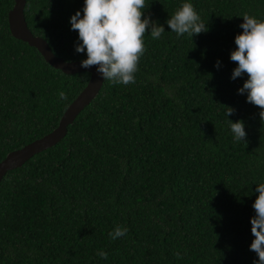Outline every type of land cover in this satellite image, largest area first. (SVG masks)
<instances>
[{"label":"trees","instance_id":"1","mask_svg":"<svg viewBox=\"0 0 264 264\" xmlns=\"http://www.w3.org/2000/svg\"><path fill=\"white\" fill-rule=\"evenodd\" d=\"M185 2L206 32H171L166 21ZM12 5L0 0V160L55 128L89 76L65 74L13 38ZM84 6L25 0L23 15L55 56L82 60L70 19ZM142 11L165 33L146 30L135 83L102 81L57 143L1 178L0 264H258L250 221L264 121L238 94L248 76L232 79L230 55L242 14L264 21V0H145ZM228 120L244 123V142ZM116 225L127 233L112 240Z\"/></svg>","mask_w":264,"mask_h":264},{"label":"clouds","instance_id":"2","mask_svg":"<svg viewBox=\"0 0 264 264\" xmlns=\"http://www.w3.org/2000/svg\"><path fill=\"white\" fill-rule=\"evenodd\" d=\"M145 0H85L83 18L77 11L70 19L71 28L78 31L79 43L75 51L86 50L87 59L81 61V67L88 69L98 66L97 72L104 80L113 84L129 85L135 83L134 74L141 56L144 54V36L150 27L152 39H159L165 33L163 26H158L150 18L144 17ZM244 23L240 25L243 33L235 37L236 50L230 55L231 61L238 66L233 70L232 79L247 74L248 79L238 94L247 92V102L262 111L259 113L264 121V21H258L247 12L242 14ZM171 32L178 37L188 34L193 37L206 32V25L190 2L183 3L166 21ZM217 61L216 67L219 68ZM60 100H67L64 91L58 93ZM228 108L227 117L234 114ZM236 142H244L245 126L242 121L233 123L228 120ZM259 193L252 207L255 217L250 223L251 233L255 237L250 250L258 255V264H264V183L256 187ZM127 229L116 225L108 235L112 240L125 236ZM98 255L107 259L108 254L99 251ZM179 258V254H177ZM253 264H257L256 261Z\"/></svg>","mask_w":264,"mask_h":264},{"label":"water","instance_id":"3","mask_svg":"<svg viewBox=\"0 0 264 264\" xmlns=\"http://www.w3.org/2000/svg\"><path fill=\"white\" fill-rule=\"evenodd\" d=\"M24 4L25 0H13V5L8 11L7 25L11 36L25 42L31 47H34L51 67L58 69L65 74H74L80 71H85L89 76L84 87L77 93L62 112L55 128L22 147L8 152L4 158L0 160V180L6 172L18 168L34 154L57 143L65 135L67 126L71 124L76 115L88 105L92 98L97 94L103 81L102 76L97 72L98 66H92L88 69L81 67V61L87 58L82 60L64 61L51 52L45 40L39 36L33 35L26 26L24 20Z\"/></svg>","mask_w":264,"mask_h":264}]
</instances>
